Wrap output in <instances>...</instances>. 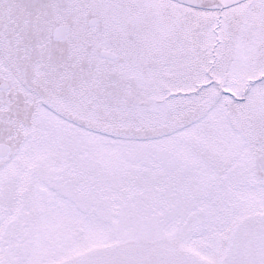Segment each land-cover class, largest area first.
Here are the masks:
<instances>
[{
	"label": "snow or ice",
	"instance_id": "6c2138e0",
	"mask_svg": "<svg viewBox=\"0 0 264 264\" xmlns=\"http://www.w3.org/2000/svg\"><path fill=\"white\" fill-rule=\"evenodd\" d=\"M0 264H264V0H0Z\"/></svg>",
	"mask_w": 264,
	"mask_h": 264
}]
</instances>
